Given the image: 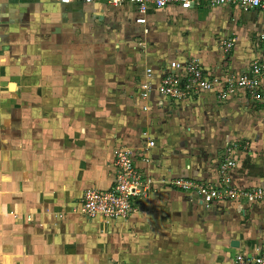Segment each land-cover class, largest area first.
I'll list each match as a JSON object with an SVG mask.
<instances>
[{
    "label": "crops",
    "instance_id": "obj_1",
    "mask_svg": "<svg viewBox=\"0 0 264 264\" xmlns=\"http://www.w3.org/2000/svg\"><path fill=\"white\" fill-rule=\"evenodd\" d=\"M137 16L105 1L0 0V264H235L263 244L264 204L206 209L173 182L218 188L233 157L236 187L264 186V105L243 89L223 101L224 85L181 100L157 88L174 60H200L208 78L247 72L264 58V13L202 3ZM121 145L155 186L127 221L88 219L79 201L114 187Z\"/></svg>",
    "mask_w": 264,
    "mask_h": 264
},
{
    "label": "built area",
    "instance_id": "obj_2",
    "mask_svg": "<svg viewBox=\"0 0 264 264\" xmlns=\"http://www.w3.org/2000/svg\"><path fill=\"white\" fill-rule=\"evenodd\" d=\"M62 5H70L76 0H57ZM92 5L105 1L113 8H122L130 5L136 9L137 25H147L151 8L156 10L169 6H177L184 11L193 10L202 3L210 7L237 6L244 10H261L264 13V0H78ZM260 38L264 43V19L261 23ZM235 39L222 42L225 53H230L235 45ZM148 82L141 86L142 98L148 100L154 92L153 75L151 68L146 70ZM264 58L254 61L245 73L232 74L225 79L208 78L205 76L201 62L192 59L186 63L174 60L157 88L159 94L171 100L186 99L194 95L213 91L224 85L220 99L228 100L238 90L243 89L250 97L264 105ZM240 148L239 144L229 149L230 154ZM115 156V184L109 191L89 190L79 201L78 211L88 219L103 218L111 221H127L134 212L136 201L147 194L155 186V180L144 177L136 167L135 152L127 145L118 146ZM237 166L235 158H228L220 168L221 185L215 188L207 183L194 179L178 178L173 186L184 193H195L206 209H211L216 203L228 200L246 199L250 204H264V186L253 189L236 187L231 179V171ZM28 220H31L30 217ZM235 264H264V242L255 252L239 253Z\"/></svg>",
    "mask_w": 264,
    "mask_h": 264
},
{
    "label": "water",
    "instance_id": "obj_3",
    "mask_svg": "<svg viewBox=\"0 0 264 264\" xmlns=\"http://www.w3.org/2000/svg\"><path fill=\"white\" fill-rule=\"evenodd\" d=\"M58 32H59V30H58Z\"/></svg>",
    "mask_w": 264,
    "mask_h": 264
}]
</instances>
